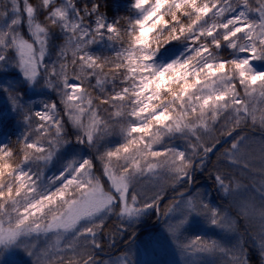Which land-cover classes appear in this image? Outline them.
Here are the masks:
<instances>
[{"label": "snow or ice", "instance_id": "6c2138e0", "mask_svg": "<svg viewBox=\"0 0 264 264\" xmlns=\"http://www.w3.org/2000/svg\"><path fill=\"white\" fill-rule=\"evenodd\" d=\"M105 7L0 0V74L19 76L0 79V264H156L132 245L153 217L184 252L264 264V0Z\"/></svg>", "mask_w": 264, "mask_h": 264}, {"label": "rangeland", "instance_id": "374dc122", "mask_svg": "<svg viewBox=\"0 0 264 264\" xmlns=\"http://www.w3.org/2000/svg\"><path fill=\"white\" fill-rule=\"evenodd\" d=\"M260 65H258L259 67ZM261 67H264V65H261ZM4 81L9 80H16L19 81V76L15 72H10L7 74V78L3 79ZM39 91L38 89L36 90ZM27 96L32 98V101L39 103L43 97L34 95L32 91L27 92ZM6 108L0 109V115H5ZM259 131V130H257ZM260 132V131H259ZM252 135L255 136L256 140L258 141L261 137V133H255L253 132ZM1 139H6L5 136H2ZM176 143H179V141H176ZM56 167H59V163L56 164ZM55 171V168L53 169ZM49 175L52 173L49 172ZM151 184L146 185L145 187H151ZM216 195V194H215ZM163 220V217H161V221ZM153 223V222H152ZM215 232L220 234H223V236L230 237L229 235L215 229ZM151 243V246L149 248L148 254L145 257L146 259L150 261H155L156 264H220V259L218 258V261L213 255H209L207 253H187L182 251V248L178 246L177 244H172L166 237V235L163 233L162 223L159 221L158 225L154 228L147 229L146 232L142 233L141 235H138L134 240L132 241L133 249L136 248L141 249V252L143 254V249L146 244L149 242ZM40 245L41 250L43 249L44 242L43 238H41L40 241H37ZM119 252L117 253V255ZM11 260L14 262V264H33L34 258L30 257L23 251H17L12 257Z\"/></svg>", "mask_w": 264, "mask_h": 264}, {"label": "trees", "instance_id": "16d2710c", "mask_svg": "<svg viewBox=\"0 0 264 264\" xmlns=\"http://www.w3.org/2000/svg\"><path fill=\"white\" fill-rule=\"evenodd\" d=\"M127 0H106V7H105V11L106 13L112 17V16H116V15H123L125 13V6H126ZM116 5H120L119 11H117ZM7 78V74H0V79H6ZM1 108H6V114L4 116H8L11 117L12 113L10 110V106L8 103V99L6 96L0 94V109ZM12 125H13V129L18 128V122L15 118L12 119ZM3 135H0V139ZM7 138V137H5ZM197 188H199V190L201 192H208L211 194V196L213 198H215V193L211 191L212 189V183L210 181V179L206 176V174H201V173H197L196 174V185ZM172 192H169L168 194H170ZM156 220V218H151V219H145L141 224H139L138 226H136L135 230L139 227H142L143 225L152 223ZM111 226V225H110ZM129 232H132L131 229L128 230ZM143 232V230H140L138 232V235L141 234ZM196 234L205 236L206 239H218L223 241L224 243L228 244L231 242V237H226L223 236V234H218L215 232V229L207 226V225H201V227L197 230ZM192 235V232L189 231L188 233H186L183 237H181L182 241H186L189 236ZM128 239V236H117V245H119L120 243L125 242ZM113 249V248H112ZM216 260L218 261V256L213 255ZM250 260H251V264H255V260L256 257L254 255V249L250 252Z\"/></svg>", "mask_w": 264, "mask_h": 264}, {"label": "water", "instance_id": "95a60500", "mask_svg": "<svg viewBox=\"0 0 264 264\" xmlns=\"http://www.w3.org/2000/svg\"><path fill=\"white\" fill-rule=\"evenodd\" d=\"M169 196H172V195H169ZM157 224V222L155 223V224H153V225H156ZM115 250V249H114ZM114 250H112L111 252L113 253L114 252Z\"/></svg>", "mask_w": 264, "mask_h": 264}]
</instances>
